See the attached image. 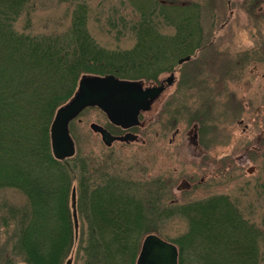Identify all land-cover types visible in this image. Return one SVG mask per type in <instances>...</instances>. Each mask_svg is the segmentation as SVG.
Returning <instances> with one entry per match:
<instances>
[{
	"label": "rangeland",
	"instance_id": "374dc122",
	"mask_svg": "<svg viewBox=\"0 0 264 264\" xmlns=\"http://www.w3.org/2000/svg\"><path fill=\"white\" fill-rule=\"evenodd\" d=\"M82 12H87L85 27L95 48L116 61L119 76L109 75L145 86L175 70L177 81L167 84L168 91L141 116L133 130L138 142L106 146L92 124L115 136L122 131L98 108L85 110L70 124L75 159L88 162L93 180L137 194L141 212L147 211L142 216L150 229L146 233L171 243L192 226L185 215L166 213L213 195L229 196L263 231L255 240L264 264V0H31L26 10L2 17L11 18L20 34L62 36L69 42L74 15ZM118 52L116 60L111 53ZM186 56L192 60L180 64ZM172 110L176 123L169 117ZM176 129L180 135L172 141ZM82 198L77 243L67 260L72 264H86L88 253L98 254L90 243ZM28 207L21 191L0 189V264H28L24 253L12 251L20 232L16 220ZM192 249L185 248V264H194ZM198 255L203 263L212 254Z\"/></svg>",
	"mask_w": 264,
	"mask_h": 264
},
{
	"label": "trees",
	"instance_id": "16d2710c",
	"mask_svg": "<svg viewBox=\"0 0 264 264\" xmlns=\"http://www.w3.org/2000/svg\"><path fill=\"white\" fill-rule=\"evenodd\" d=\"M30 3L0 0V189L16 188L29 201L16 220L20 232L12 251L24 253L28 264H66L78 238L71 206L76 187L77 208L83 197L90 243L93 251L98 249V254L88 253L86 264H136L150 230L142 218L147 214L140 210L142 199L111 181L93 180L87 161L56 160L50 140L55 113L74 95L81 76L115 74L116 61L88 36L87 12L74 15L69 42L62 36L34 39L16 32L12 19L2 15L19 14ZM111 54L116 60L122 55ZM176 213L188 217L192 226L174 242L178 264H185L190 245L194 264H260L255 234L258 240L263 231L229 196L213 195L166 215ZM5 221L8 226L12 219ZM204 250L212 255L201 263L198 254Z\"/></svg>",
	"mask_w": 264,
	"mask_h": 264
},
{
	"label": "water",
	"instance_id": "95a60500",
	"mask_svg": "<svg viewBox=\"0 0 264 264\" xmlns=\"http://www.w3.org/2000/svg\"><path fill=\"white\" fill-rule=\"evenodd\" d=\"M183 63V60L180 61ZM166 84L172 85L174 76L166 79ZM165 87L144 89L139 81L120 80L114 75L92 76L84 75L73 97L61 106L54 117L50 128L52 154L56 160L65 161L76 155V145L70 133V124L88 108H99L115 126L128 129L139 126L141 111H150L153 103L164 92ZM94 132L102 137L108 147L115 141L133 142L134 135L115 137L107 129L92 124ZM255 169H251L253 173ZM73 218L76 233L79 229L76 207V190H73ZM178 247L155 234L148 235L136 264H178ZM67 264H72L69 260Z\"/></svg>",
	"mask_w": 264,
	"mask_h": 264
},
{
	"label": "flooded vegetation",
	"instance_id": "af4514ba",
	"mask_svg": "<svg viewBox=\"0 0 264 264\" xmlns=\"http://www.w3.org/2000/svg\"><path fill=\"white\" fill-rule=\"evenodd\" d=\"M229 5L231 6L232 4L231 3H229ZM200 30H201V27H200ZM180 60H183V64H186V63H188V62H190L192 59H191V57L190 56H186L185 58H181V59H179V61ZM178 61V62H179ZM180 63V62H179ZM180 64H182V63H180ZM170 75H173L174 76V81L175 82H173L174 83V85H176V71L175 70H172L171 72H170ZM165 80H166V78H164L163 80H161V81H159V83L158 84H152V85H145V88H147V87H153V86H157V87H161V86H164L165 87V90H164V92H163V94L164 93H166L167 91H168V89H169V86H167V84L165 83ZM162 94V95H163ZM154 105L155 104H153V106H152V108L154 107ZM170 105H171V108L174 106V102H173V100H172V102L170 103ZM152 110V109H151ZM148 112H150V111H148ZM148 112H145V113H148ZM143 111L140 113V116H139V120L141 119V116L142 115H144L145 114ZM168 113H170L169 114V117L171 118V121H173L174 123H176V118H175V116H174V114H173V110L172 111H169ZM196 116H198V114L196 115ZM178 123H181V122H178ZM136 127H139V126H135V127H131V128H128V129H124V128H121V127H117V128H119L120 129V131H122V135H119V136H116V137H124V136H126V135H129V134H131V135H134L135 137H136V139L134 140V142H138L139 141V137L136 135V134H134L133 133V130L136 128ZM112 134V133H111ZM190 134V133H189ZM189 134L187 135L188 136V138H189ZM178 135H180V130L179 129H176V131L174 132V134H173V140L172 141H174V138L176 139V137L178 136ZM115 136V135H114ZM195 139H197L196 138V135H195V137H193V138H191L190 137V140H194L195 141ZM193 141V142H194ZM117 142H121V141H116L115 143H117ZM171 142V141H170ZM114 143V144H115ZM126 143H131V142H126ZM113 144V145H114ZM187 186L188 187H191V184H187Z\"/></svg>",
	"mask_w": 264,
	"mask_h": 264
}]
</instances>
